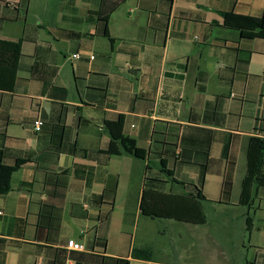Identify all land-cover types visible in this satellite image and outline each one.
<instances>
[{"label":"crops","instance_id":"obj_1","mask_svg":"<svg viewBox=\"0 0 264 264\" xmlns=\"http://www.w3.org/2000/svg\"><path fill=\"white\" fill-rule=\"evenodd\" d=\"M0 1L11 8L25 5V0ZM64 3L67 8L62 22L77 27V31L40 25L35 36L28 32L27 20H0V40H24L15 88L0 90V165L14 166L19 159H29L12 175L9 192L0 195L4 212L0 217V264H8L7 247L25 249L21 264H47L55 249H65L70 239L81 241L89 251L102 252L97 246L100 238L107 239L108 257L129 258L131 264H170L153 258L132 259L134 247L127 252L111 244L115 220L124 222L123 235H129L127 231L137 227L141 219L159 221L145 217L140 209L147 178L156 179L160 183L155 185L163 192L177 196L194 192L191 186H195L209 200L202 202L205 225L163 221L190 226L193 229L187 233L207 246L227 249L230 243L239 251L246 249L249 236L252 240L255 232L254 225L249 230L247 218L254 219L257 213L252 214L239 201L249 139H264V40L243 38L239 31L225 26L223 15L261 17L264 0ZM106 26L113 43L104 36ZM45 30L51 40L40 39ZM58 31L72 36L62 38ZM26 44L33 46L30 52H25ZM56 44L63 48L57 50ZM40 45L52 51L43 58L58 68L54 85L66 90L64 99L44 92L42 83L30 78L28 69ZM76 54H80L79 59L74 58ZM67 60L72 62L71 85L63 79ZM120 116L125 121L124 135L144 150L145 160L126 153L106 154L111 143L106 123ZM37 120L44 122L40 132L35 131ZM189 127L216 132L210 151L215 162L202 183L196 157L202 135L196 137L198 146L190 150L192 157L185 161L174 157ZM231 135H238L240 144L232 204L226 206L220 203L226 167L223 148ZM162 160L175 180L161 174ZM110 175L118 177L112 212L103 199L106 188L114 184ZM135 177L142 185L134 210L122 209L121 187ZM214 185L218 187L212 198L208 193ZM258 200L259 209L264 204V189L258 191L254 206ZM47 203L61 208L60 232L48 228L38 231ZM207 206L216 210L213 222L208 220ZM108 213L111 216L104 222ZM257 229L264 232L259 226ZM141 248L152 250L149 245ZM245 264L252 263L246 259ZM254 264H264V258L258 256Z\"/></svg>","mask_w":264,"mask_h":264},{"label":"trees","instance_id":"obj_2","mask_svg":"<svg viewBox=\"0 0 264 264\" xmlns=\"http://www.w3.org/2000/svg\"><path fill=\"white\" fill-rule=\"evenodd\" d=\"M29 0H25L24 7L11 8L9 3L0 1V20L3 22L16 23L21 20H27ZM224 24L227 28L234 29L241 33L246 39H263L264 40V14L261 17L242 16L236 13H226L223 15ZM106 20V18H104ZM104 20V21H105ZM107 22V21H105ZM57 35L62 38L71 37L72 34L66 31H58ZM104 36L113 43L107 26L105 27ZM24 40L18 42H8L0 40V90L13 91L18 81V72L20 69V60L22 58V45ZM50 47L37 46L34 58V64L29 67L28 72L31 80L42 83L43 91L50 92L51 96L65 98L67 92L64 88L54 85V80L58 73V68L49 65L44 60L45 54H51ZM44 123V122H43ZM124 117L120 116L116 121L106 123L107 130L111 135V143L106 150L109 156L126 153L137 159L145 160L144 150L137 147L136 141L124 135ZM44 126V124H43ZM43 128V127H42ZM42 131V129H41ZM200 153L197 157V164L201 167L200 180L204 181L206 175L212 172V165L215 161L211 159V146L216 140V132L198 128L189 127L188 132L181 136L179 148L180 152L174 155L176 160L185 161L190 156L192 150L198 146L196 137L201 136ZM204 136V138H203ZM240 137L231 135L230 140L225 143L223 148V160L226 161V167L223 173V184L220 203L226 206L232 204V194L234 188L235 174L237 170V160L239 152ZM29 162V159H19L14 166L0 165V195L9 192L11 177L22 166ZM148 171V166L146 168ZM168 178L174 179V173L167 170L166 161L162 160V172ZM114 179V184L107 187L103 196L104 201L110 207L112 212L115 201L118 184V177L110 175ZM175 180V179H174ZM145 183L140 209L145 217L153 220H174L194 225H205L206 214L202 205L206 201L203 192L195 186L194 192L177 196L167 194L155 185L160 183L156 179L147 178ZM175 182V181H174ZM264 189V139L251 137L247 148V170L242 181L239 204L253 210L255 201L258 199V191ZM63 197L60 198V205ZM60 207L56 203H47L41 212L37 228H48L60 232L62 217ZM49 215V217H47ZM111 214L108 213L103 217V221L109 220ZM252 216L247 218L249 230L252 231L254 225ZM107 239H98L97 246L103 249L102 252L87 250L84 253L70 252L66 249H55V256L47 264H64L68 259L75 264H131L129 258L108 257L105 255L107 248ZM131 258L135 260L151 261L153 253L150 248H133Z\"/></svg>","mask_w":264,"mask_h":264},{"label":"rangeland","instance_id":"obj_3","mask_svg":"<svg viewBox=\"0 0 264 264\" xmlns=\"http://www.w3.org/2000/svg\"><path fill=\"white\" fill-rule=\"evenodd\" d=\"M61 6L63 8H61ZM66 8L67 4L64 3V0L29 1L27 16L28 32L38 36V26L40 25H43L46 29L56 26L77 31V27L62 22V17L66 14ZM40 35L41 40L50 39L47 30L42 31ZM55 46L58 48L57 50L63 48L62 45L56 44ZM32 48V45L26 44L25 52H30ZM60 62L64 63L65 60L61 58ZM71 67L72 62L67 60L63 79L68 85L72 83ZM214 179H217V177ZM141 185V180L139 181L138 177H135V180H132V182H127V185H122L119 196L120 208L123 209L125 207L126 210L129 211L134 210L133 207L136 205L137 194ZM217 187L218 186L214 185L212 189H209L208 196L213 198ZM128 199H130V207L127 204ZM258 204L259 200L251 211L252 214L255 212L257 213L254 218L255 232L253 234V239L251 240L252 237L250 235L249 242L247 241L248 244L246 243V249L242 248L240 251L230 243L226 247L227 249L220 245L212 247L207 246L204 241L201 242L193 235L187 233V231L193 229L190 226L177 223L170 224L163 220L152 221L149 219L139 220L137 227H132L131 231L128 229L129 231L127 232L129 235L121 234L124 222L122 220H115L111 244L113 248L120 249L122 247V249L127 250V252L131 247L141 248L143 245H149L153 250L154 261L161 263L224 264L231 261L234 264H245L246 259H248L249 263L254 264L258 256L264 258V232H259L257 229L258 226L262 230L264 229V204H262L259 209ZM206 212L208 220L213 222L216 210L212 206H207ZM64 223L68 224V221L65 220ZM5 252L8 255V264H21L20 256L22 253L24 254L25 249L22 251L17 247H7ZM31 262H34V260L31 259ZM132 264L144 263L133 261Z\"/></svg>","mask_w":264,"mask_h":264},{"label":"built area","instance_id":"obj_4","mask_svg":"<svg viewBox=\"0 0 264 264\" xmlns=\"http://www.w3.org/2000/svg\"><path fill=\"white\" fill-rule=\"evenodd\" d=\"M75 59H79L80 58V54H76L74 55ZM91 59L93 60L94 57L92 56ZM43 121L41 120H37L34 123L35 126V131L40 132L42 127H43ZM4 215L3 210L0 207V217H2ZM65 249L70 251V252H79V253H84L87 251L86 246L81 242V241H77L74 239H70L67 241ZM64 264H75L73 261L68 260L66 261Z\"/></svg>","mask_w":264,"mask_h":264}]
</instances>
